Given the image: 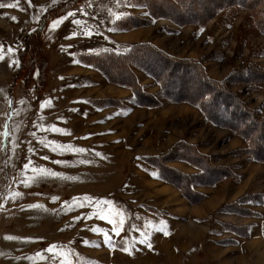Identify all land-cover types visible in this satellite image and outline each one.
<instances>
[{
  "label": "rangeland",
  "instance_id": "374dc122",
  "mask_svg": "<svg viewBox=\"0 0 264 264\" xmlns=\"http://www.w3.org/2000/svg\"><path fill=\"white\" fill-rule=\"evenodd\" d=\"M179 1L170 3L179 7ZM17 2L19 7L0 8V133H11L9 140L0 136V264H34L29 257L52 244L78 252L75 264H264V161L253 150H264V128L255 125L264 122V26L254 10L238 5L231 9L228 3L204 20L213 0H187L193 8L189 17L197 21L179 23L157 14L160 9L151 1L150 11L147 0H93V7L86 0H31V6L28 0H0L6 5ZM65 3V13L53 19L85 6L92 15L76 11V18L87 19L94 31L99 28L91 38H66L77 30L73 17L55 31L48 29L53 19L47 23L42 33L47 58L43 55L39 65L46 87L39 96L34 68L27 65L20 73L25 38L47 12ZM116 14H122L119 20ZM136 45L155 49L166 59L165 65L141 53L156 72L168 68L170 87L178 97L143 68ZM133 49L138 54L137 65L130 68L135 89L117 83L115 74L100 66L108 63L106 55ZM118 60L109 61L118 65ZM73 65L82 69L64 77L62 85L69 91H63L72 101L64 114H82L84 121L71 116L63 125L42 122L41 115L36 117L37 103L55 102L51 95L60 84L51 67L66 74L64 67ZM182 65L215 86L213 98L225 101L228 111L213 106V111L220 110L219 120L241 104L253 119L248 129L227 127L210 114V105L201 107L205 90L199 76ZM38 125H55L71 134L38 131ZM41 140L89 151L60 155ZM29 158L62 177L38 179L26 187L21 181ZM57 160L72 163L61 166ZM17 192L22 195L15 196ZM52 197L59 199L53 202ZM74 197H91L92 202L72 208ZM100 216L124 217V231L115 236L113 225ZM93 227L112 235L116 247H109ZM132 237L148 239L151 247L134 243L129 254L122 250L123 241ZM23 238L34 242L24 243Z\"/></svg>",
  "mask_w": 264,
  "mask_h": 264
},
{
  "label": "trees",
  "instance_id": "16d2710c",
  "mask_svg": "<svg viewBox=\"0 0 264 264\" xmlns=\"http://www.w3.org/2000/svg\"><path fill=\"white\" fill-rule=\"evenodd\" d=\"M149 1L156 4L158 6V8L160 9V11L157 12V14H161V15H164L168 18L175 19V21L177 20L179 23H184V20L189 21V23L190 22L194 23L197 21V20L194 21L193 18L189 17V15L193 13V8H192L191 3L187 2V0H180L179 1V7H177L176 4L172 5L170 3V0H147L148 5H149ZM189 1H191V0H189ZM215 1H218V0H213L214 4L212 5V8L210 5L211 9L209 8V11L206 14H204V16L202 17L204 20L206 18H208L209 16H211L209 14L213 15V14L218 13L221 10H223L222 8L224 7V5L229 3L230 7L233 5H238L239 8L244 7V6L247 7V10H249V11L253 9L256 16H259V18H261L259 25L264 26V0H219V3H215ZM174 5H175V8H174ZM152 6H154V5H152ZM181 6L187 8V9L184 10V12H181V10H178ZM164 7H169V10H171V12H173L174 14L169 13V11L165 10ZM66 9H67V5L65 3L64 5H61L60 7H58L55 10L47 12L45 14L44 18L42 19V22L39 25V27L35 31H33L32 33L27 35V37L25 38V51L22 53V56H21L22 67H21L20 73H21V71H23L27 67V65L28 66L30 65L32 68H34L33 81L36 83L37 93L39 96H41L43 90L46 87V82H45L46 78H45V75L44 76L42 75L43 71L40 69V66H39L40 65V58L43 55L45 56V58H47L46 52L42 47V33H43V30L45 29L47 23L49 21H51L53 18H55L57 15H61V14L65 13ZM148 9L151 11L150 5H149ZM231 9H232V7H231ZM56 10H57V12H56ZM172 10H174V11H172ZM253 10H252V12H253ZM150 14H152V13L150 12ZM155 16H154V18H157ZM200 19L201 18H199L198 20H200ZM258 28H260V27H258ZM136 47H137V45L134 48L139 50V53H138V54H140L139 57H138V54H136L134 52L135 49H133L132 51H129V53H127V54H121V55L112 54L110 56L106 55L103 58L107 59L108 63H105L104 65L100 64V66L103 67L105 70H109V71H111V73H114L115 77L114 78L111 77V78L115 79L114 81H116L117 83L122 84V85H126L129 88L135 89V87L138 88V86H137L136 79L133 75V72L131 71L130 68H131V66L137 65L136 58H135V56H137L139 58V60H142L143 68L150 69L155 73V77H157L160 84L165 87L163 89L168 91L173 96L178 97L177 92L170 87L171 78L167 77V75H168L167 73L169 70L165 66L166 63H168L167 61H165L166 59L163 58L161 55H159V51H157L155 49L152 50V52H149V51H147L146 46H141L142 47L141 49L136 48ZM145 49L147 52H144ZM141 53L146 54L145 56L148 55L147 57H145L146 59H149V57H153V58H156L157 60H160L161 62H164L165 65L160 70L161 72L160 71L156 72L155 70L149 68L146 61H144V58H142ZM116 58L119 59L118 65H115L116 62L114 64H111L109 60L116 59ZM45 66H46V64H45ZM181 67H182V69H186V70H189L191 72L192 71L195 72V70L191 69L190 66H183L182 65ZM116 68H118V69H116ZM154 73H153V75H154ZM197 75L199 76V79H200V81H199L200 86L203 87V89L205 90L204 94H203V97H204L203 99L201 98L202 97V91H201V95H200V98H201L200 100L203 101V103L201 104V107H204V105H206V104L210 105V114L213 117H215L216 119H218V115H220V110L219 111H213V106L218 105L219 109H221V111L228 112L227 108H226L225 101L220 100V102L222 101V103H219L218 99L215 101V99L213 98V95H212L213 92H216L215 86H211V81L209 82V84H207V79L203 80V82H201V74H197ZM43 78H44V82H43ZM224 97H229V95H226ZM211 101L213 103L218 102V104L212 105V104H210ZM215 109L218 110V108H215ZM234 113L235 114L236 113L242 114L241 119H238V118L234 119L235 116L232 115ZM250 114L251 113L250 112L247 113V110L240 104V106L235 105V107L231 108L230 113L227 114V116L225 115V117H226L225 119H222V120L218 119V120L221 121L222 123L225 122V126H227V127H229V125H231L234 129L241 128V127H247L246 129H248V124H250V122H252V120H253ZM240 120L242 121V123H240L241 122ZM244 120H246L247 123H245ZM233 121H235V123L232 124L231 122H233ZM263 123L264 122L262 120H260L259 124L256 123L255 125L257 127L264 128ZM249 127H251V125H249ZM248 133L246 135H249ZM250 133H251V131H250ZM241 137H242V135H241ZM248 139L250 141H252V139H250V138H248ZM253 150L256 153V157L261 158L260 160H262V162H263L264 160L262 158H263L264 150L259 149V148L258 149L256 148Z\"/></svg>",
  "mask_w": 264,
  "mask_h": 264
},
{
  "label": "snow or ice",
  "instance_id": "6c2138e0",
  "mask_svg": "<svg viewBox=\"0 0 264 264\" xmlns=\"http://www.w3.org/2000/svg\"><path fill=\"white\" fill-rule=\"evenodd\" d=\"M117 2H121V0H117ZM29 5L31 6V0H28ZM19 7L18 2L16 4H3L0 3V8L3 7ZM86 6L87 7H93V0H86ZM76 11H79L83 17H89L92 15L88 11L85 10V6L79 7ZM76 11H69L66 13L65 16L58 17L56 19H53L50 24L48 25L49 31H55L57 30L63 22L69 17H73L72 19V24L76 26L77 30L73 31L72 33L69 34L68 37L66 38H74L76 36H87L88 38L93 37L94 35L97 34L99 26H96V30L94 31L91 28L87 27V24L89 21L87 19L81 20L79 18H76ZM122 14H116L115 19L119 20L121 18ZM126 18V17H125ZM15 19V18H13ZM37 22H39V16L36 17ZM36 29H33L35 31ZM9 51H12V49H9ZM90 53L94 52V49L89 50ZM0 59H3V54L0 52ZM16 61L13 60V63ZM202 99L204 98L203 95L201 97ZM47 101H41V111L43 110L45 104ZM199 106V105H198ZM38 131H44V132H53L59 135H70V131L68 129L64 128H59L55 125L52 126H37ZM35 135V133H33ZM0 136L3 137V140H9L11 137L10 131L7 129L0 133ZM87 138V137H85ZM2 142V141H0ZM40 143H44L45 147H48L50 150L57 152L60 155H63L66 151H72L74 154L75 153H87L89 150L88 149H83V148H76L75 146L72 145H64L60 144L58 141H48L44 142L43 140L38 141ZM17 145L13 142V147L15 148ZM29 152H34V149H29ZM95 155L100 156L101 158H106L103 156L102 153H96ZM44 159H47V157H44ZM81 163H90L91 161H80ZM54 163H57L61 166H68L72 162L70 161H61L57 160L54 161ZM23 172H24V178L21 181L26 187L31 186V182L38 180V179H47V178H60L62 177V173L56 172L52 169H47L44 168L43 166L36 165L31 158L28 159V162L23 165ZM31 173V175H30ZM158 178V177H157ZM22 195L21 193L17 192L15 193V196H20ZM10 197H6L5 199H8ZM59 197H52L53 202L58 200ZM91 197H74L72 199L71 207L72 208H77V207H82L86 203H91ZM107 203V202H105ZM69 202H65L64 207H68ZM29 207L31 208H43L44 206L42 205H30ZM119 215V214H118ZM101 219H106L108 223L113 225L112 232L115 233V236H120L121 232L124 231L123 229V224L125 223V218L121 217L119 220H114L110 219L105 216H100ZM93 232H96L98 235L102 234L104 237L105 243L111 247L115 248L116 244L113 243V237L110 235L108 232L104 231L103 229L99 228H91L90 229ZM166 235L168 233H165ZM142 235L146 236V233H142ZM6 239L12 240V239H18L15 237L8 236ZM22 242L24 243H32L34 242L32 238H23ZM82 243L86 246H92L91 241L89 240H83ZM134 243H141L145 244L147 243L148 247H151V243L149 242L148 239H137L136 237H132L131 240H124L123 244L125 245L122 250L129 252L131 254L132 246ZM98 246V245H96ZM47 253V255H45ZM80 254L76 252L74 249L69 248L66 245H58V244H52L49 245L47 249H45L43 252H39L36 254V257H29L30 260L34 261V264H75V259L79 258Z\"/></svg>",
  "mask_w": 264,
  "mask_h": 264
},
{
  "label": "crops",
  "instance_id": "0c3cea01",
  "mask_svg": "<svg viewBox=\"0 0 264 264\" xmlns=\"http://www.w3.org/2000/svg\"><path fill=\"white\" fill-rule=\"evenodd\" d=\"M122 36L125 37L127 35L120 34L119 37L123 38ZM60 44H62L61 46L66 44L65 40L61 41ZM56 68H52L51 67V70H50L52 75H56V77L59 78L58 81L60 82V84L56 85L55 93L53 95H51V98L55 99V102L46 104L42 111H41V102L37 103L36 117L41 115V121L42 122L49 121V120H52V121L54 120L56 122V125H63L65 123L64 121H69L71 116L75 117L77 120H83L84 121V115H82V114H72V113L71 114H67V113L64 114V111L68 110V108L71 106L72 101L69 100V97L66 96L64 91H63V90H66V92H67V91H69V88L68 87H64V85H62V82H64V80H65L64 77L66 75L67 76H71L72 74H75V72H77L79 70V68L82 69V67H79L77 65H73L72 68L64 67L65 70L67 69L66 70L67 71L66 74L65 73H60V68L59 69H56ZM52 86L53 85H49V89ZM49 91L51 92V91H53V89H51ZM59 94H61L60 95L61 97L59 96ZM90 110H92V109H90ZM45 111H49V112H45ZM57 117H58V119H55ZM59 117H60V123H58ZM100 117L101 116L97 117L98 120H100Z\"/></svg>",
  "mask_w": 264,
  "mask_h": 264
}]
</instances>
